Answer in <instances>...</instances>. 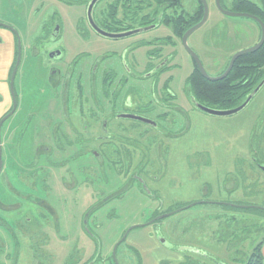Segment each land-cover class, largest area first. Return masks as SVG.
Returning <instances> with one entry per match:
<instances>
[{
	"label": "rangeland",
	"instance_id": "rangeland-1",
	"mask_svg": "<svg viewBox=\"0 0 264 264\" xmlns=\"http://www.w3.org/2000/svg\"><path fill=\"white\" fill-rule=\"evenodd\" d=\"M192 2L197 4L198 0H185L184 7L189 10ZM207 2L208 19L190 37L189 45L198 52L207 71L213 73L214 70L212 71L204 56L206 48L201 43L202 40H212L210 50L224 54L222 65L218 66L224 68L237 49L258 41L260 26L255 20L245 16L223 14L218 10L216 0ZM222 3L227 10L235 8L234 0H222ZM53 12L63 19V36L48 45L63 47L66 60L71 61L76 55L87 51L101 55L107 51H120L126 46V43L123 44L124 40H104L102 37H99V42H90L85 25L84 5H69L58 0H0V23L14 27L24 48L14 82L17 108L2 125L0 134L3 158L0 174V264H49L51 260L49 255H45L48 250L43 243L48 240L43 239L53 234L68 238L63 243L65 245L61 244L60 255L54 264H88L90 261L89 264H117L114 247L128 228L146 224L153 218L170 212L173 213L149 226L133 228L116 250L118 263L144 264L136 242L140 243L141 239L137 238L149 232L159 242L167 244L165 246L172 253L181 254L185 260L183 264H244L255 245L264 239V209L259 208H264V186L255 179L249 182L245 195L241 194L236 198L231 196L235 202L249 207L218 204V201L230 199L226 193L218 192L223 176L213 170L200 168L204 161L203 148L211 152V166L216 164L220 156L216 144L225 125L219 122L218 117L192 112L194 121L189 133L173 144L179 148H172L168 158L164 154L167 169L163 171L157 162L153 164L148 161L151 174L163 176L159 184L153 185L152 178L148 179L150 187L159 190L158 195L163 203L154 201L140 189L133 187L123 197L113 198L95 209L89 217L88 229L84 226L85 215L97 198L119 186L121 180L117 173L108 170L102 176L80 169L83 164H95L94 158H79L77 162L65 166L61 165L62 162L58 163L61 158L52 156L51 165L42 160L39 172H32L26 167L22 152L31 139L26 138L22 147V139H11L7 134L15 133L21 122L26 123V117L29 114L33 116L31 112L37 114L33 111L34 106L50 104L54 100L49 90L47 69L43 68V53L31 59V66H26L25 63V48L30 46L32 38L36 37L41 25ZM151 34L136 39L155 36ZM213 36L217 39L215 42ZM41 50L44 53L46 51L43 48ZM177 50L180 52L179 60H187L185 52L179 47ZM144 53V48L138 50L142 62ZM94 58L95 56H86L82 60L88 66ZM105 63L106 66L117 67L118 59L115 55ZM185 63L187 64L186 61ZM185 67H191L190 61ZM183 75L177 72L171 82V86L177 91H181L185 77ZM143 84L152 86L153 80L144 81ZM117 122L132 124L131 120ZM135 128L139 132L145 131L148 130V125L140 124ZM130 133L141 142H146L136 135L137 132ZM52 144L57 148L56 142ZM253 173L255 178L256 172ZM66 183L76 185L70 187ZM43 201L53 203L57 209L60 223H55L54 227L48 226L47 222H52V219L57 222L56 216H50ZM193 203L195 204L190 206ZM226 214L233 217H226ZM69 253L72 254L68 260ZM97 254L100 257L92 261ZM177 263L167 259L162 264Z\"/></svg>",
	"mask_w": 264,
	"mask_h": 264
},
{
	"label": "flooded vegetation",
	"instance_id": "flooded-vegetation-1",
	"mask_svg": "<svg viewBox=\"0 0 264 264\" xmlns=\"http://www.w3.org/2000/svg\"><path fill=\"white\" fill-rule=\"evenodd\" d=\"M58 1L85 6V25L90 42H99V37H102L104 40H124L123 44L126 43V46L120 51H107L101 55L87 51L69 61L65 59L63 47L48 45L63 36V19L53 12L41 25L30 46L25 48V57H29L28 61L25 58V63L26 66H31V59L43 53V68L47 69L49 90L56 98V108L53 118L52 114L46 111L36 112L37 114L31 112L33 116L29 114L26 123L18 126L15 133L10 131L13 139L19 138L23 142L28 137L31 139L30 143L25 145L28 148L23 151L29 156L28 159H23L26 167L32 172H39L42 160L51 165L50 158L57 156L61 158L58 163L62 162L61 165L65 166L77 162L79 158H94L95 164H83L80 169L93 171L96 175L103 176L108 170H114L121 180L119 186L93 202L87 212H90L87 223L90 215L101 204L116 197H123L125 192L133 187H137L154 201L163 203V199L158 195L159 190L151 188L148 184L150 178L154 182L153 185L159 184L163 176L152 175L147 163L157 162L161 170L167 169L164 154L168 158L172 148H179L173 144L187 136L194 121L191 113L195 112L198 115L218 117L219 122L225 125L216 144L220 155L216 164H209L211 152L203 148L204 161L200 167L223 176L218 192L226 193L230 199L218 201V204L229 207L245 206L235 202L231 196L236 198L241 194L245 195L249 182L255 179L264 186V42L256 50L237 57L231 69L228 72L227 70L235 54L259 43L262 36L260 24L256 21L260 26L258 41L237 49L229 57L224 68H218L222 65L224 54L210 50L212 40L203 39L201 43L206 48L204 56L212 71L214 70L210 73L198 52L189 45L190 37L207 20L184 38L186 32L204 16V6L200 0L197 4L192 2V8L189 10L184 7L185 0H99L93 7V24L88 17V6L92 0ZM247 1L255 4L257 12L264 18V0ZM221 4L223 6L222 0ZM201 11L203 13L200 17ZM229 11L246 12L235 8ZM253 15L264 23L261 16ZM6 26L9 25L0 23V28L9 30L17 39L16 63L20 37L16 31L13 32ZM141 29L145 30L120 38L105 34H123ZM149 33L155 36L136 39ZM214 38L215 42L217 39ZM178 47L185 52V61L187 64L190 61V68L185 67V61L179 60ZM41 48L46 49L45 53ZM140 48L145 49L143 62L138 56ZM21 49L23 57L22 44ZM191 51L199 58L207 75L199 68ZM256 53L257 55H254ZM115 55L118 59L117 67L106 66L105 62ZM86 56H95L88 66L82 60ZM177 72L185 76L181 91L171 86ZM147 80H153L152 86L143 84ZM256 89L255 95L237 113L215 115L200 108V105L217 111L238 108ZM119 120H131L132 124L123 125L117 122ZM140 124L148 125V130H135ZM130 132H137L136 135L146 142H141L134 135H130ZM52 142L57 143V148ZM253 172H256L255 178ZM75 185L71 184L70 187ZM42 204L50 211V216H56L58 219L57 210L51 203L43 201ZM171 213L173 212L161 214L156 218ZM226 217L233 216L226 214ZM156 218L133 227L149 226L160 220ZM87 223L84 222L86 229ZM131 230L121 243L127 239ZM159 243L167 249V244ZM99 254L94 255L92 261L98 259ZM177 254L179 257L176 259H169L183 264L185 260L181 254Z\"/></svg>",
	"mask_w": 264,
	"mask_h": 264
},
{
	"label": "crops",
	"instance_id": "crops-1",
	"mask_svg": "<svg viewBox=\"0 0 264 264\" xmlns=\"http://www.w3.org/2000/svg\"><path fill=\"white\" fill-rule=\"evenodd\" d=\"M16 51H17V39L15 35L7 29L0 28V120L9 111H11L13 106L12 95L10 92V77L15 63ZM51 94H53V92H51ZM55 108H56V98L54 97V100L50 104L46 103L44 105L41 104L34 106L33 111L37 113L46 111L50 115L52 114L51 117L53 118L55 115L54 114ZM27 118L28 117H26V119ZM23 123H25V121L21 122L19 126H22ZM7 135L8 137L10 136L11 139H13L11 135L9 134ZM23 144L24 142L22 143V147ZM26 148H28V146ZM22 153H23L22 154L23 159L29 158L28 154H24V152ZM20 206L21 205H19V207ZM52 206L56 209L53 203ZM55 223L59 224L60 219L58 218L57 222L54 221V219H52V222H47V225L54 227ZM67 239H68L67 237H62V236L58 237L56 236V234L45 236V239L43 240H48V242H43V243H45V246L47 247L48 250L47 251L48 253H45V255H49V259L51 260L49 264H54V261L56 260L57 256L60 255L62 249L61 244L66 243ZM137 239H141L140 243L136 242V244L138 245V248L143 255L144 264H161L163 261L169 258L176 259L177 257H179L178 254H174L168 251L166 248L162 247L158 242V240L154 236H151L149 232ZM84 250L86 254V248H84ZM71 254L72 253H69L67 255L68 260L70 259L69 256ZM262 255L264 258V244L262 247Z\"/></svg>",
	"mask_w": 264,
	"mask_h": 264
},
{
	"label": "water",
	"instance_id": "water-1",
	"mask_svg": "<svg viewBox=\"0 0 264 264\" xmlns=\"http://www.w3.org/2000/svg\"><path fill=\"white\" fill-rule=\"evenodd\" d=\"M99 0H92L91 3L89 4L88 6V17H89V21L93 24V18H92V11H93V7L94 5L98 2ZM204 6V16L203 18L201 19V21L199 23H197L195 26H193L192 28H190L186 34H185V39L187 38L188 35H190L194 30H196L197 28H199L200 26H202L205 21L208 19V16H209V5H208V2L207 0H200ZM216 4H217V8L222 12L224 13L225 15H229V16H245V17H249V18H252L254 19L255 21H257L260 26H261V29H262V36H261V39L259 41V43L254 46V47H251V48H248V49H245V50H242L240 52H238L237 54L234 55V57L232 58L231 62H230V66L227 70V72L231 69L234 61L236 60L237 57L243 55V54H246L248 52H252L254 50H256L258 47H260L263 42H264V23L263 21L258 18L257 16L251 14V13H246V12H234V11H229L227 9H225L222 4H221V0H216ZM8 27L10 30H12L13 32L15 31L13 28H11L10 26H6ZM142 30H145V29H141V30H135V31H132V32H128V33H123V34H107L105 33L106 35L110 36V37H123V36H127V35H130L132 33H136V32H139V31H142ZM19 36V35H18ZM191 53L193 54L194 58L196 59L197 63H198V66L199 68L202 70V72H204L205 75H207V73L205 72L204 70V67L202 66L201 64V61L199 60V58L196 56V54L194 52L191 51ZM21 58H22V49H21V41L20 39L18 40V54H17V60H16V63H15V66H14V69H13V72L11 74V78H10V92H11V95H12V100H13V106H12V109L11 111L6 114L1 120H0V131H1V128H2V125L3 123L10 117L14 114V112L16 111V108H17V101H16V95H15V90H14V82H15V77H16V74L18 72V69H19V65H20V62H21ZM257 92V89L249 96V98L247 99V101L240 105L238 108H235V109H232V110H228V111H217V110H211V109H208V108H205L203 106L200 105V108L201 109H204L205 111L209 112V113H212V114H215V115H230V114H234V113H237L239 112L247 103L248 101H250V99L255 95V93ZM2 167H3V158H2V144H1V138H0V172L2 170ZM195 203L193 204H190L191 205H194ZM243 207H249V206H243ZM260 209H264L262 207H259ZM90 213V212H89ZM89 213L86 215L85 217V220L84 222L87 223V217L89 215ZM166 216V215H165ZM164 216H160L156 219H161L163 218ZM155 219V220H156ZM134 227H131L130 229L127 230L125 236L122 238V240H120L114 247V259H115V262L117 264L118 263V260H117V256H116V249L118 247V245L126 238V236L128 235V233L130 232L131 229H133Z\"/></svg>",
	"mask_w": 264,
	"mask_h": 264
},
{
	"label": "trees",
	"instance_id": "trees-1",
	"mask_svg": "<svg viewBox=\"0 0 264 264\" xmlns=\"http://www.w3.org/2000/svg\"><path fill=\"white\" fill-rule=\"evenodd\" d=\"M235 10L246 11V12H250V13L256 14L258 16H261L257 12L255 4L250 3L247 0H236L235 1ZM202 13H203V11L200 12V17L202 16ZM261 17L263 18V16H261ZM254 55H257V53ZM263 244H264V239L261 240L257 245H255L252 253L246 257V261L244 264H264V258L262 255Z\"/></svg>",
	"mask_w": 264,
	"mask_h": 264
}]
</instances>
